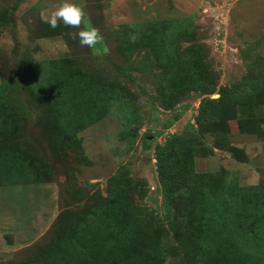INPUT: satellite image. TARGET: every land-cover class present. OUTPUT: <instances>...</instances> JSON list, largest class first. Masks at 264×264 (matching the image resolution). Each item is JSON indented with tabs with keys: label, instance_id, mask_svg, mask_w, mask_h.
Here are the masks:
<instances>
[{
	"label": "rangeland",
	"instance_id": "374dc122",
	"mask_svg": "<svg viewBox=\"0 0 264 264\" xmlns=\"http://www.w3.org/2000/svg\"><path fill=\"white\" fill-rule=\"evenodd\" d=\"M69 2L83 8L90 26L99 30L103 39L94 48L80 44L83 24L61 21L53 29L42 18L65 0H0V18L13 14L0 29V89L5 102L19 109L13 143L53 169L50 183L0 186V264L45 258L62 218L97 206L121 172L140 191L141 199L132 191L131 202L149 239L159 242L165 264H231L228 251L211 260L198 248L201 239H191L189 185L169 211L156 155L173 136L187 138L207 156L197 153L190 167L176 170L177 181L197 180L210 190L231 185L264 199V101L247 109L231 103L218 120L205 122L198 136L205 99L218 100L222 90L246 77L257 82L264 76V0ZM66 59L76 78L115 91L118 101L101 122L80 133V148L58 158L45 126L49 105L36 100L28 85L45 89L49 62ZM196 70L216 81V92L198 89L176 101L168 98L166 81ZM217 137L222 144L216 145ZM243 225L242 237L261 247L254 264H264V219L252 231L248 222Z\"/></svg>",
	"mask_w": 264,
	"mask_h": 264
},
{
	"label": "trees",
	"instance_id": "16d2710c",
	"mask_svg": "<svg viewBox=\"0 0 264 264\" xmlns=\"http://www.w3.org/2000/svg\"><path fill=\"white\" fill-rule=\"evenodd\" d=\"M9 17L0 18V29L7 26ZM144 38L155 39L149 35ZM150 42L155 48L154 41ZM48 66L47 87L43 89L42 85L30 83L28 88L36 100L49 105L45 126L51 136V147L59 158L80 148V133L101 122L118 101V95L98 87L94 81L76 78L68 70L71 67L69 59L51 61ZM197 72L177 74L168 79L165 84L168 98L176 101L198 89L214 94L216 81ZM253 85L258 86L257 89ZM2 93L0 89V186L52 182V166L13 143L19 130V109L7 104ZM221 95L218 100L209 98L202 102L198 136L205 122L218 120L221 111L231 103L238 102L244 109L262 104L264 76L257 82L253 76L246 77L231 89L222 90ZM249 128V133L258 134L257 128ZM184 139L173 136L157 148L156 159L167 208L170 212L175 210L174 197L189 185V233L192 240L201 239L198 248L211 260L228 251L229 263L254 264L260 259L261 247L242 237L243 223H249L250 231L260 225L264 219V199L242 194L231 185L220 184L210 190L197 180L179 178L181 182L177 181L176 170L190 167L197 153L207 156ZM217 140L216 145L222 144L221 138ZM124 174L121 172L111 180L106 195L101 196L97 206L71 219L62 218L56 242L45 258L24 264H165L159 242L156 238L149 239L144 219L131 202L132 191L137 189L139 196L140 191L125 181ZM211 198L212 204L208 201Z\"/></svg>",
	"mask_w": 264,
	"mask_h": 264
},
{
	"label": "clouds",
	"instance_id": "9594fccd",
	"mask_svg": "<svg viewBox=\"0 0 264 264\" xmlns=\"http://www.w3.org/2000/svg\"><path fill=\"white\" fill-rule=\"evenodd\" d=\"M42 18L53 29L61 21L65 26L77 28L83 24L85 30L79 31L78 33L82 46L94 48L103 39L99 30L90 26V21L84 9L75 3L69 2V0H65V3L56 11L52 12L50 16L42 14Z\"/></svg>",
	"mask_w": 264,
	"mask_h": 264
}]
</instances>
